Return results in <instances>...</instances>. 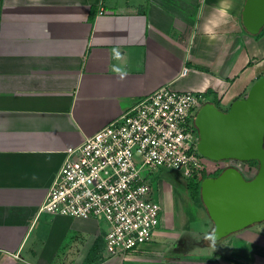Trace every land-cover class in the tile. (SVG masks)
Listing matches in <instances>:
<instances>
[{"label": "crops", "instance_id": "1", "mask_svg": "<svg viewBox=\"0 0 264 264\" xmlns=\"http://www.w3.org/2000/svg\"><path fill=\"white\" fill-rule=\"evenodd\" d=\"M245 2L0 0V264H264V222L215 246L204 205L193 228L202 208L158 176L160 226L128 258L106 257L103 220L38 214L66 150L160 86L224 110L247 95L264 29L244 28Z\"/></svg>", "mask_w": 264, "mask_h": 264}, {"label": "built area", "instance_id": "2", "mask_svg": "<svg viewBox=\"0 0 264 264\" xmlns=\"http://www.w3.org/2000/svg\"><path fill=\"white\" fill-rule=\"evenodd\" d=\"M205 100L202 91H179L170 84L138 99L66 150L38 214L103 220L108 224L106 257L128 258L160 226L162 205L152 178L161 170L191 179L200 178L204 170L214 173L234 166L253 176L257 169L248 162L214 161L198 151L194 117Z\"/></svg>", "mask_w": 264, "mask_h": 264}, {"label": "water", "instance_id": "3", "mask_svg": "<svg viewBox=\"0 0 264 264\" xmlns=\"http://www.w3.org/2000/svg\"><path fill=\"white\" fill-rule=\"evenodd\" d=\"M242 23L254 35L264 29V0H246ZM194 124L198 151L206 158L258 163L251 177L229 166L201 181V200L214 224L210 239L218 246L227 236L264 222V75L227 110L205 101Z\"/></svg>", "mask_w": 264, "mask_h": 264}, {"label": "rangeland", "instance_id": "4", "mask_svg": "<svg viewBox=\"0 0 264 264\" xmlns=\"http://www.w3.org/2000/svg\"><path fill=\"white\" fill-rule=\"evenodd\" d=\"M197 111H198V109L195 111V113ZM248 163L254 164V165L257 166V164L255 162H253V161H248ZM162 171L163 170H161L160 172H158V175L157 176L158 177H162L163 179H165L168 182H170V181L175 182V184L173 185V191H174V193H175L176 196L181 191H183L184 193H186L188 195L190 193L189 192V188L187 187L188 183L189 182H192V181L194 183L200 181V178H196V177L195 178H191V179H184V177L182 175H180L176 171H175L176 173L173 172L171 169H167L166 171H163V172ZM202 173H204V174H212V172H209L208 173L206 170L202 171ZM158 177H156V178L153 177L152 178V182L154 183V185H156L157 178ZM201 181H200V184H201ZM189 198H191V197H189ZM192 202H193V205L195 206V208H197V207H201L202 208L201 211L193 212L192 214H190L191 216L189 217L191 219L193 218V220L190 223L192 225V227L193 228L196 227V228L199 229V228H202L203 227V223L200 220H198V217L201 216V217L207 219L206 213H205V210H204V207H203V203H202V200H201L200 197H198L197 200H192ZM188 213H190V212H188ZM208 242L211 243V241L209 239H208ZM188 243H189V241L186 242V245H188ZM190 243H192V242L190 241Z\"/></svg>", "mask_w": 264, "mask_h": 264}, {"label": "trees", "instance_id": "5", "mask_svg": "<svg viewBox=\"0 0 264 264\" xmlns=\"http://www.w3.org/2000/svg\"><path fill=\"white\" fill-rule=\"evenodd\" d=\"M261 35V33H259L257 36H260ZM253 162H255L256 164H257V166L256 165H254V164H250L252 167H255L256 169H257V167H258V163L256 162V161H253ZM221 171H223V169H219V170H217V171H215L214 173H212V174H204V173H202V175H201V177H200V181L203 179V178H205L206 176H217V175H219L220 173H221ZM220 172V173H219ZM219 173V174H218ZM192 181V180H191ZM200 181H198V182H189L188 183V185H187V187L189 188V195H190V197H191V199L192 200H197V198L198 197H200L201 198V194H200Z\"/></svg>", "mask_w": 264, "mask_h": 264}]
</instances>
